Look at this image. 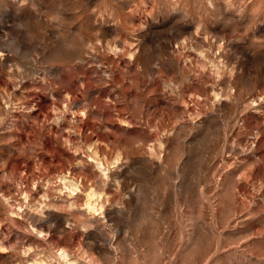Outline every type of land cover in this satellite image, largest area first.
I'll return each mask as SVG.
<instances>
[{
  "label": "rangeland",
  "instance_id": "rangeland-1",
  "mask_svg": "<svg viewBox=\"0 0 264 264\" xmlns=\"http://www.w3.org/2000/svg\"><path fill=\"white\" fill-rule=\"evenodd\" d=\"M0 264H264V0H0Z\"/></svg>",
  "mask_w": 264,
  "mask_h": 264
},
{
  "label": "bare ground",
  "instance_id": "bare-ground-1",
  "mask_svg": "<svg viewBox=\"0 0 264 264\" xmlns=\"http://www.w3.org/2000/svg\"><path fill=\"white\" fill-rule=\"evenodd\" d=\"M90 207V206H89ZM93 207V206H92ZM94 208V207H93ZM62 255H63V253H62Z\"/></svg>",
  "mask_w": 264,
  "mask_h": 264
}]
</instances>
